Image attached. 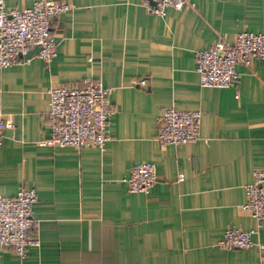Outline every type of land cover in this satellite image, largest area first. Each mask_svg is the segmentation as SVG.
Returning a JSON list of instances; mask_svg holds the SVG:
<instances>
[{
    "label": "crops",
    "instance_id": "0c3cea01",
    "mask_svg": "<svg viewBox=\"0 0 264 264\" xmlns=\"http://www.w3.org/2000/svg\"><path fill=\"white\" fill-rule=\"evenodd\" d=\"M59 1L72 9L54 21L50 66L34 55L0 68V195L35 190L41 240L25 259L4 249L0 264H264V221L242 209L264 168V59L239 64L229 88L203 87L196 71L198 51L264 33V0H192L165 17L149 0ZM90 80L112 89L105 151L47 146L50 89ZM167 107L202 112L197 142L159 144ZM145 162L157 183L131 192L127 179ZM230 227L253 230L254 245L219 248Z\"/></svg>",
    "mask_w": 264,
    "mask_h": 264
},
{
    "label": "built area",
    "instance_id": "2783aa9c",
    "mask_svg": "<svg viewBox=\"0 0 264 264\" xmlns=\"http://www.w3.org/2000/svg\"><path fill=\"white\" fill-rule=\"evenodd\" d=\"M155 3L156 14L165 17L167 9L177 11L192 0H149ZM72 7L59 0H37L22 10H7L0 0V68L22 61V56L35 47V55L47 67L56 56L53 24L60 15ZM264 59V33L242 31L233 42L219 40L209 49L196 54V71L203 87L229 88L239 77L237 66H249L253 59ZM142 84L146 80L141 81ZM111 88L101 81H88L81 88L57 87L49 91L48 116L51 136L50 147H82L93 145L105 151L110 139L109 119L113 110L109 103ZM158 142L161 146L194 143L201 138L202 112L167 107L159 117ZM0 110V145L7 126ZM182 176V175H181ZM157 170L152 163H139L133 167L127 183L134 193L148 194L157 183ZM247 201L242 209L257 221H264V168L254 172L252 183L246 186ZM38 198L34 189L22 188L14 197L0 195V256L11 248L25 259L32 247L41 244L33 218V207ZM254 231L228 228L217 243L221 249H249L254 245Z\"/></svg>",
    "mask_w": 264,
    "mask_h": 264
},
{
    "label": "water",
    "instance_id": "95a60500",
    "mask_svg": "<svg viewBox=\"0 0 264 264\" xmlns=\"http://www.w3.org/2000/svg\"><path fill=\"white\" fill-rule=\"evenodd\" d=\"M39 50H40V47H35L34 49L30 50L27 54H25L22 57H23V59L28 60V59L32 58L34 55H36Z\"/></svg>",
    "mask_w": 264,
    "mask_h": 264
}]
</instances>
